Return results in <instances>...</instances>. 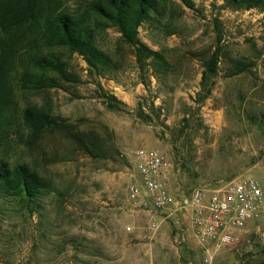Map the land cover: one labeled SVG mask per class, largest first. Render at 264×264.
<instances>
[{
    "label": "rangeland",
    "instance_id": "obj_1",
    "mask_svg": "<svg viewBox=\"0 0 264 264\" xmlns=\"http://www.w3.org/2000/svg\"><path fill=\"white\" fill-rule=\"evenodd\" d=\"M192 3L190 9L177 0L166 4L171 35L152 24L137 29L138 41L169 63L168 74L138 68L132 50L106 28L99 46L114 61L111 73L90 76L78 55L62 49L73 80L18 96L67 127L43 132L30 148L8 149L60 195L50 192L30 215L12 207L0 214V264H252L264 258V219L241 231L234 245L210 250L205 261L208 248L194 242L185 214H172L153 231L146 210L127 200L126 187L136 180L132 153L139 148L171 163L170 188L179 196L235 177L264 184V18L256 10L231 11L221 0ZM215 49L206 95L198 85L202 62ZM104 94L124 109H106Z\"/></svg>",
    "mask_w": 264,
    "mask_h": 264
},
{
    "label": "trees",
    "instance_id": "obj_2",
    "mask_svg": "<svg viewBox=\"0 0 264 264\" xmlns=\"http://www.w3.org/2000/svg\"><path fill=\"white\" fill-rule=\"evenodd\" d=\"M170 0H0V214L14 208L39 212L44 196L58 194L56 187L30 165L12 159L8 149L30 148L45 131L67 127L47 108L34 102L23 104L18 96L33 95L73 80L65 69L60 50L78 55L88 75L102 77L115 68L114 61L99 46V35L113 28L119 40L132 50L138 68L149 67L155 75L170 72L160 52L151 51L137 39L142 24H152L166 36L173 34L164 10ZM192 8L193 0H177ZM231 11L256 10L264 18V0H221ZM218 50L202 62L199 87L207 95L215 76ZM243 72L246 67L235 62ZM205 96V95H204ZM103 105L121 112L124 105L102 95ZM137 111L140 113L141 108ZM79 142L73 135H66ZM85 153L90 152L82 145ZM252 264H264V258Z\"/></svg>",
    "mask_w": 264,
    "mask_h": 264
},
{
    "label": "built area",
    "instance_id": "obj_3",
    "mask_svg": "<svg viewBox=\"0 0 264 264\" xmlns=\"http://www.w3.org/2000/svg\"><path fill=\"white\" fill-rule=\"evenodd\" d=\"M131 167L136 180L126 187L127 200L146 210L149 229L156 230L172 214H185L194 242L208 248L205 261L210 250L234 245L241 231L264 219V184L251 177H235L213 189L195 188L184 197L171 191L173 167L156 150H134Z\"/></svg>",
    "mask_w": 264,
    "mask_h": 264
}]
</instances>
